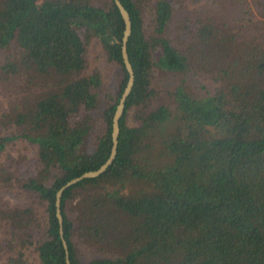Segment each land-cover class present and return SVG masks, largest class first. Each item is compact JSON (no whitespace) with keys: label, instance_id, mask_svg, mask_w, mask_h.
<instances>
[{"label":"trees","instance_id":"trees-1","mask_svg":"<svg viewBox=\"0 0 264 264\" xmlns=\"http://www.w3.org/2000/svg\"><path fill=\"white\" fill-rule=\"evenodd\" d=\"M231 1L245 35L201 20L182 48L167 30L175 0H121L135 78L114 160L62 193L71 264H264V0L252 1L257 14ZM123 28L113 0H0V79L17 92L0 115L12 126L0 130V186L31 196L0 201L4 264H66L55 193L110 152L128 77ZM94 42L104 73L91 63ZM194 69L212 90L184 77L162 85ZM16 138L37 155L5 152Z\"/></svg>","mask_w":264,"mask_h":264},{"label":"rangeland","instance_id":"rangeland-1","mask_svg":"<svg viewBox=\"0 0 264 264\" xmlns=\"http://www.w3.org/2000/svg\"><path fill=\"white\" fill-rule=\"evenodd\" d=\"M40 2L41 0H37ZM178 6L176 13L171 23L167 25L169 37L175 39L179 44V47L183 48V45L192 39L194 30L196 29L199 21H213L223 28H227L233 32L237 39L245 35V31L249 28V23L245 22L242 16L239 18L240 10L235 12V1L231 0H175ZM222 1V4H221ZM253 0H247L246 3H240V5L246 9L247 7L253 9L257 14L256 9L253 8ZM261 22L264 25V15L259 16ZM243 27L241 29L240 27ZM250 27V29H253ZM252 33V32H251ZM248 36L251 34H247ZM97 43L94 42L92 50L90 51L92 65H98L100 71L104 73L105 68L103 66L104 60L97 54ZM185 47V46H184ZM16 45L10 46L8 55L16 53ZM3 56L0 54V61ZM162 78V85L167 86L178 77H184L186 81L192 85V90H212L214 83L211 76L201 69L187 70L186 72L165 74ZM15 81L10 84H16ZM8 81L0 79V115L5 112L11 105L13 100L17 97V92L8 89L5 92V87ZM13 86H10L12 88ZM0 130L3 133H9L12 131V126L9 122L0 125ZM5 152L11 153L13 156H20L25 158H33L37 155V144L27 139L16 138L6 143ZM30 193L25 189H21L19 186L13 184L9 186H0V201L6 205H27L30 202ZM0 264H4L0 261Z\"/></svg>","mask_w":264,"mask_h":264},{"label":"water","instance_id":"water-1","mask_svg":"<svg viewBox=\"0 0 264 264\" xmlns=\"http://www.w3.org/2000/svg\"><path fill=\"white\" fill-rule=\"evenodd\" d=\"M114 3L116 4L120 15L123 19L124 22V28L121 36V55L123 59L124 66L128 72V77L126 84L121 92V95L119 97V100L116 104L113 116H112V131H111V147H110V152L107 156V158L102 162L97 168L95 169H88L80 173L79 175H76L67 181H65L57 190L55 193V215L58 220L59 224V234L61 237L62 245L64 247V252H65V262L66 264H71L70 257H69V248L67 241L64 237V229H63V215L61 212V196L63 191L69 187L70 185L78 182L79 180L86 178V177H93L101 174L106 167L112 163L114 160L116 154H117V146H118V136H119V118L123 112V107L125 103V99L127 95L130 93L133 83H134V71H133V66L131 64V61L129 59V54L127 51V42H128V37L131 33L132 30V24H131V18H130V13L127 10V8L123 5L121 0H113Z\"/></svg>","mask_w":264,"mask_h":264}]
</instances>
